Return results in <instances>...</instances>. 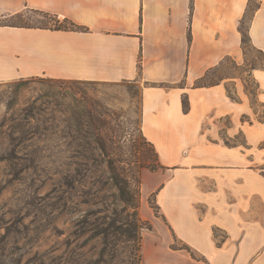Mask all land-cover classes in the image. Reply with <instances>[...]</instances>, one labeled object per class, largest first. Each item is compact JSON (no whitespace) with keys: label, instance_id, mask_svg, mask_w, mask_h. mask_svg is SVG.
<instances>
[{"label":"crops","instance_id":"1","mask_svg":"<svg viewBox=\"0 0 264 264\" xmlns=\"http://www.w3.org/2000/svg\"><path fill=\"white\" fill-rule=\"evenodd\" d=\"M258 2L249 35L264 53V0ZM249 6L250 0H0V82L44 76L142 85L141 132L160 166L142 173L143 198L154 196L158 208L157 215L145 213L152 230L143 235L142 264H264V121L241 79L197 86L228 59L245 62L239 26ZM31 10L88 31L5 26ZM250 75L264 108V68Z\"/></svg>","mask_w":264,"mask_h":264},{"label":"rangeland","instance_id":"2","mask_svg":"<svg viewBox=\"0 0 264 264\" xmlns=\"http://www.w3.org/2000/svg\"><path fill=\"white\" fill-rule=\"evenodd\" d=\"M258 7L252 0L246 27ZM8 22L54 25L31 12ZM244 53L241 67L227 60L207 83L241 79L264 121L250 75L264 53ZM141 90L139 81L0 82V264H142L145 213L158 211L142 173L159 165L141 132Z\"/></svg>","mask_w":264,"mask_h":264},{"label":"trees","instance_id":"3","mask_svg":"<svg viewBox=\"0 0 264 264\" xmlns=\"http://www.w3.org/2000/svg\"><path fill=\"white\" fill-rule=\"evenodd\" d=\"M251 2H252V0H250V4H251ZM29 12L35 13V14H38V15H41V16H44V17L51 18L52 22H54V25H52V26H50V25H42V26H37V27H34V26H20V25H15V24L9 23L8 22L10 20L9 19L5 23V26H11V27H16V28H26V29H43V30H51V31H78V32H86V31H88V29L86 27L78 26V25H76L74 22H72L69 19H63V21H61L60 20L61 18L59 16H57V15H52V14H48V13H45V12L34 11V10H31ZM25 14L26 13H19V14L13 16L11 19H13V18H15V19H24L25 18ZM247 15H248V11L246 12L244 18L240 21V26H239V30H240V32L242 34V48H243L244 51H245V48H246L247 45H250L251 47H253L252 43H251L250 35H249V27H250L251 21H250V23H249V25L247 27L245 26ZM223 65L224 64H222V66ZM210 75H211V72L208 73L204 78H202L197 83V86L198 87H208V86H214V85L218 84V83H211V84L207 83V81L210 79ZM59 81H61V80H59ZM74 82H79V81H74ZM88 83H91V82H88ZM24 85H25L24 83H19L17 85V89L21 90L24 87ZM229 96H230L231 99H233V100L235 99L233 97V95L230 93V91H229ZM183 109H184V112H186V113L189 112V110H190V104H189V100H188V96L187 95H185L183 97ZM156 156L158 157L157 153H156ZM152 171H156V170H152ZM121 189H122V186H121ZM156 210H158L157 207H156ZM157 214H158V211H156V215ZM183 249L189 250V248H187L185 246H183Z\"/></svg>","mask_w":264,"mask_h":264}]
</instances>
